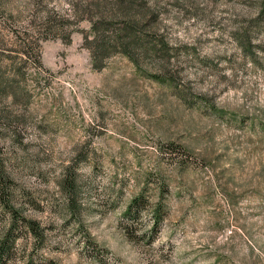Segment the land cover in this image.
<instances>
[{"label":"rangeland","instance_id":"374dc122","mask_svg":"<svg viewBox=\"0 0 264 264\" xmlns=\"http://www.w3.org/2000/svg\"><path fill=\"white\" fill-rule=\"evenodd\" d=\"M153 3L158 52L99 69L71 0H0V158L42 237L6 264H264V0Z\"/></svg>","mask_w":264,"mask_h":264},{"label":"trees","instance_id":"16d2710c","mask_svg":"<svg viewBox=\"0 0 264 264\" xmlns=\"http://www.w3.org/2000/svg\"><path fill=\"white\" fill-rule=\"evenodd\" d=\"M71 10L72 13L65 18L68 21L77 25L80 20L87 19L91 23L93 35H85L84 46L91 50L96 68H103L112 56L119 53L138 62L139 57L153 55L162 46L159 38L151 35L159 21L153 0H71ZM63 17L54 19L49 15L45 21L39 22L38 30L44 34L43 39L53 34L71 42L77 26L65 25ZM24 53L29 59L34 57L39 60L36 53L28 50ZM13 81L0 68V89L13 92ZM14 182L4 160L0 158V210H7L10 214L0 241V264H6L10 258L11 248L17 239L16 225L22 222L35 237L41 236L38 222L27 218L18 207L21 201L14 190ZM71 184L73 187L74 182Z\"/></svg>","mask_w":264,"mask_h":264}]
</instances>
